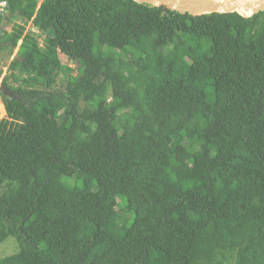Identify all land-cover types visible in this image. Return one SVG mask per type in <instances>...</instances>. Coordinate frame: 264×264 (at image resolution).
<instances>
[{
    "label": "trees",
    "instance_id": "16d2710c",
    "mask_svg": "<svg viewBox=\"0 0 264 264\" xmlns=\"http://www.w3.org/2000/svg\"><path fill=\"white\" fill-rule=\"evenodd\" d=\"M8 2L0 264H264V11Z\"/></svg>",
    "mask_w": 264,
    "mask_h": 264
},
{
    "label": "rangeland",
    "instance_id": "374dc122",
    "mask_svg": "<svg viewBox=\"0 0 264 264\" xmlns=\"http://www.w3.org/2000/svg\"><path fill=\"white\" fill-rule=\"evenodd\" d=\"M43 0H38L39 6ZM236 19V14L232 13L230 14V20L234 21ZM15 23V22H14ZM16 23H19L21 25L25 24V21L22 19H18ZM13 23H11L8 26H5L7 31L11 30ZM26 31H32L36 35L37 41L39 42L41 47H44L45 43H52L55 44V36L51 31H37L35 28L32 27V22L29 21L27 24H25ZM2 35V33H1ZM0 35V36H1ZM21 44V40L17 42L16 46L13 48V51L10 53L9 48H5L1 53H0V68H2L3 73L0 77V91H2V86H3V78L5 75L8 73V66L11 62V60L14 58V56L17 55L19 45ZM59 57L62 61L63 64L71 67V73L79 80H83V66L81 63H76L69 59L66 55L59 53ZM36 59L40 62H43L46 59V56L42 53H37ZM68 73L57 70L56 72V77H57V83L55 85V88L62 87L67 79ZM7 114L4 109V104L2 102V98L0 96V119L6 118ZM87 193L90 194L92 192V188L88 187L87 188ZM19 250L18 243L14 237H9L4 243L1 244L0 246V258L11 255L13 253H16Z\"/></svg>",
    "mask_w": 264,
    "mask_h": 264
},
{
    "label": "water",
    "instance_id": "95a60500",
    "mask_svg": "<svg viewBox=\"0 0 264 264\" xmlns=\"http://www.w3.org/2000/svg\"><path fill=\"white\" fill-rule=\"evenodd\" d=\"M152 6H167L180 13L201 15L213 12H237L244 17H251L264 11V0H135ZM4 24L1 25L3 27ZM1 32V29H0ZM4 94L12 95L6 86H2Z\"/></svg>",
    "mask_w": 264,
    "mask_h": 264
},
{
    "label": "built area",
    "instance_id": "2783aa9c",
    "mask_svg": "<svg viewBox=\"0 0 264 264\" xmlns=\"http://www.w3.org/2000/svg\"><path fill=\"white\" fill-rule=\"evenodd\" d=\"M9 0H0V29L1 25L3 24L2 18L5 16L8 12V6H9ZM1 35V32H0Z\"/></svg>",
    "mask_w": 264,
    "mask_h": 264
},
{
    "label": "crops",
    "instance_id": "0c3cea01",
    "mask_svg": "<svg viewBox=\"0 0 264 264\" xmlns=\"http://www.w3.org/2000/svg\"><path fill=\"white\" fill-rule=\"evenodd\" d=\"M5 109V108H4ZM7 114V113H6Z\"/></svg>",
    "mask_w": 264,
    "mask_h": 264
}]
</instances>
